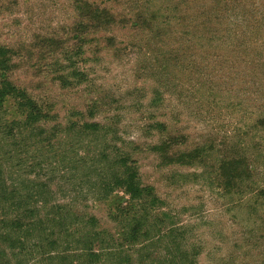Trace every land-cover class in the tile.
Instances as JSON below:
<instances>
[{
    "label": "rangeland",
    "instance_id": "374dc122",
    "mask_svg": "<svg viewBox=\"0 0 264 264\" xmlns=\"http://www.w3.org/2000/svg\"><path fill=\"white\" fill-rule=\"evenodd\" d=\"M91 1L128 24L85 29L75 57L82 16L71 0H0L11 81L48 114L38 126L53 136L38 150L33 134L23 147L0 133V155L22 148L1 158L3 180L47 205L36 207L40 226L0 241V264H87L64 225L94 215L125 229L103 199L129 167L154 198L116 264H264V0ZM137 11L145 22L133 26ZM2 112L20 118L14 106Z\"/></svg>",
    "mask_w": 264,
    "mask_h": 264
},
{
    "label": "trees",
    "instance_id": "16d2710c",
    "mask_svg": "<svg viewBox=\"0 0 264 264\" xmlns=\"http://www.w3.org/2000/svg\"><path fill=\"white\" fill-rule=\"evenodd\" d=\"M71 1L74 10L78 12L80 16H82L80 21L76 22L74 26V32H76L74 34L75 39H77L78 44H80L76 49V53L72 54L75 57H80L83 54L84 41L81 37V33H84L85 29H89V32L95 35L96 32L101 33L107 31L108 28L114 29L115 27L118 28L128 24V20H122L120 18V14L117 13L112 7L110 8L106 5L101 6L95 2H92L91 0ZM129 13L132 14V12ZM134 14H138L139 17L138 20L134 22L133 26H137L139 24L138 22H145L143 19L144 17L142 16V11H137ZM48 41L50 45L51 41L53 42L52 47H57V49L63 48L58 47V45L55 46L56 41L53 39ZM106 41L112 45L115 40L113 37H109ZM61 53H63V50ZM66 53H68V51ZM14 55L15 52L13 48L7 47L0 43V133L15 138L16 142L19 143H14V145H23V147H30L28 144L30 140H32L31 142H34L33 139H30L29 137L31 134H33L35 136V142L39 144L38 150H40L42 147L43 149H49L53 146L49 141L53 136L48 135L46 130L44 132L41 131L40 127L38 126V123L41 120H46L48 118V114H45L41 109V106L37 105L27 90L15 86L11 81L10 73L15 70L13 61ZM65 78L66 76L62 77L61 79L65 80ZM6 106H14L20 118H15L13 120L6 119L4 117L5 113L2 112ZM88 124L89 123L83 124V129L88 130L97 128L98 126V124ZM33 147L36 148L38 146L33 143ZM21 149L22 148H14L13 150H10V152L5 153V155H0V160L3 157L16 160ZM23 162L24 161L21 160L20 164ZM129 168L131 169V167ZM130 169L129 172H131ZM1 171L2 170L0 168V188L3 189V192L0 194V206L2 205L3 208L0 209L2 210L5 220L0 221V241L6 243L8 241L12 242V239L18 232L24 230L31 232L33 228L40 226L42 223L40 220H33L35 211L37 209L36 207H39V209H45L47 205H45V202L42 203V201H39L41 197H39L35 191H33L31 194H25L22 190H19V185L16 188L8 186L2 178L3 171ZM129 172L123 175V177H119L121 179H116L115 184L112 186H110L111 183L105 186L106 194L105 198L103 199V204H106L107 210L110 212V219L115 223L122 221L123 225L126 226L124 227L125 229H122L116 235L110 230L102 228V225H100L98 219L94 215H89V217L83 221V225H80L79 227L75 226L74 221L64 225V228L69 230L64 242L68 241V236H72L73 238L74 235H77L75 239H77V243L79 244L80 248L82 245L85 247L88 245L87 249H82L83 251H81L80 248L77 250L80 257L87 261V264H116L117 259H119L121 253H123L121 249L124 247V245H128L130 240H136V236L138 235L137 228L140 224L138 223V220H136L139 218L137 212L140 210V214L142 210L146 211L149 209L151 206L150 198L153 197V189L148 186H143V184L139 182L140 178L138 179L136 175H132ZM117 176H119V173ZM115 185L120 186L128 198L125 197V199H122L121 197L116 196L118 194L112 193V187ZM103 190L104 187L101 189V191ZM114 201H117L118 204L115 205ZM62 213L67 215L66 212ZM132 226H134L135 229ZM126 233L131 234L130 239L127 237V235H125ZM118 235L122 236V238H119ZM123 241L124 244L122 245ZM20 242L19 244H26V242L21 238ZM30 249L33 248L31 247ZM30 249L27 247V249L24 251L27 252Z\"/></svg>",
    "mask_w": 264,
    "mask_h": 264
}]
</instances>
